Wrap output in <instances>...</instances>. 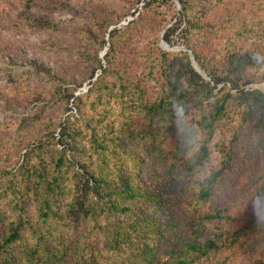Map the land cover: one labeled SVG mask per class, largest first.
Returning a JSON list of instances; mask_svg holds the SVG:
<instances>
[{"label": "rangeland", "instance_id": "374dc122", "mask_svg": "<svg viewBox=\"0 0 264 264\" xmlns=\"http://www.w3.org/2000/svg\"><path fill=\"white\" fill-rule=\"evenodd\" d=\"M148 3H152L150 9L146 8ZM214 4L204 7L202 20L216 24L228 14H234L232 27L201 30L192 38L195 50L221 79L229 74L226 57L229 50L253 58V63L257 60L262 74L264 39L258 35L263 34L264 26L260 24L264 21V0H223L220 6ZM181 14L182 5L179 7L175 0H0V245L9 237L12 224L18 222L21 202V207L26 209L25 217L39 219L40 196L31 192L23 200L14 188L24 182L22 176L31 159L34 158L32 163H40L35 152L37 147L47 144L49 138L58 142L67 119L77 120V125L84 127L93 108L100 109L106 102L108 109L115 113V119H110L116 120L118 125L115 135L126 138L129 148L146 160L148 152L144 146L149 147L151 139H137L134 143L128 138L130 133L139 134L150 125L156 127L157 123L150 124L143 109L142 113L136 105L143 101L140 95L120 88L116 90L119 96L111 99L106 97V90L113 88L114 84L126 85V89L137 85L144 90L145 99L154 102L162 96L165 87L174 88L178 72L188 60L183 57L163 60L162 54L184 52L181 50L184 41L179 33L171 44L164 40L166 31L174 25L180 26L179 32L185 34L186 22ZM245 28L249 30L247 33ZM116 30L120 34L112 43L113 64L108 68L111 74L118 72L124 81L117 82L115 76L109 75L99 85L98 81L107 68L105 56L111 48L110 33ZM187 58L190 60L191 57L188 55ZM92 73L95 77L90 80ZM260 74L255 83L246 88L247 91L264 94ZM230 77H241V74L232 70ZM186 82V78L180 80V91ZM100 86L106 89L99 91ZM214 87L212 84L205 92L188 94L183 102L190 110L186 114L188 120L210 112L216 98L227 88L232 89L224 83L212 90ZM90 90L94 92L89 93ZM134 98L137 103L131 105ZM257 108L254 105L252 113L245 108H231L220 125L210 144L211 153L204 174L224 169L223 178L218 194L206 207H199L200 212L230 206L237 213L242 210L239 207L241 200L249 203L252 198L251 191L264 173V147L258 141L262 129L257 123L260 120ZM242 114H248L245 121ZM179 119L183 121V117ZM174 121L172 128L162 137L167 148H175L184 141L183 134L177 129V113ZM57 148L64 149L61 145ZM44 153V163L51 166L52 152ZM73 157L75 154L70 153L69 158ZM76 157L80 159L81 155ZM117 158V155H110V166ZM93 159L96 160L97 156ZM176 171L178 168L170 166L168 161L156 160L147 162L140 173L149 189L162 190L175 185L171 174ZM180 183H187V177L184 176ZM193 188L191 185L188 189ZM178 190L179 202L165 207L159 215L163 239L155 237V252L161 264L172 263L173 252L180 250L176 244L177 234L185 240L192 235L190 227H185L191 225L195 217L193 195L186 192V188L181 190L179 187ZM61 207L56 204L54 211L61 212ZM237 214L240 217L246 215ZM53 219L52 226L57 227ZM257 220H264V211ZM80 227L75 228L81 231ZM216 228L214 224L209 225L204 230V239L212 236ZM258 231L259 247L245 248L230 260L228 253L218 258L213 256L209 264H264V228ZM96 241L95 248L99 249L103 242L99 238ZM34 243L36 238L30 232H24L23 240L14 247L17 264H22L26 246Z\"/></svg>", "mask_w": 264, "mask_h": 264}, {"label": "trees", "instance_id": "16d2710c", "mask_svg": "<svg viewBox=\"0 0 264 264\" xmlns=\"http://www.w3.org/2000/svg\"><path fill=\"white\" fill-rule=\"evenodd\" d=\"M180 2L181 15L186 22L185 34L183 31L179 32L180 26L174 25L166 31L164 40L171 44L173 37L179 33L186 51L176 55L162 54L163 60L172 57H183L188 60L178 72L174 88L165 87L162 96L154 102L146 100L144 90L137 85L132 89H126V85L121 84L120 87L114 84L113 88L106 90L108 91L106 97L111 99L119 96L120 88L133 95H140L143 101L136 104L134 98L130 104L139 105L141 112L144 111L145 117L150 120V124L157 123L156 127L150 125L146 131L139 134L130 133L128 138L134 143L137 139L144 141L151 139L150 146H144L148 152L146 160L129 148L126 138H122L120 134L115 135L117 122L110 121L112 118L115 119V113L108 109L106 102L102 103L100 109L93 108L92 116L86 118L87 124L84 127L78 126L77 120L67 119L58 142L55 138H49L47 144L37 147L35 152L40 163H32L34 158L31 159L28 169L22 176L24 182L20 183L17 189L14 188V192L20 194L23 200L24 196L30 195L31 192L40 196V217L37 220L25 217L26 209L21 207L23 203L18 205V222L12 224L9 237L0 245V264H17L14 247L18 241L23 240L24 232H30L36 238V243L26 246L22 264H161L155 252L157 249L155 237L163 239L159 215L165 207L179 202L177 200L180 199L179 187L181 190L186 188V192L192 193L195 217L193 223L185 227L192 230L188 240L176 235V244L180 250L173 252V262L167 264H209L213 256L218 258L223 253H228L230 260L245 248L259 247L256 233L264 228V220L257 218L264 211V173L256 181L249 203L239 201L242 210L237 213H245V216L240 217L230 206L204 213L199 211V207H206L219 192L224 169L213 170L209 175L204 173L211 153L210 144L229 109L245 108L248 113H252L253 106L258 107L260 120L257 123L262 129L258 141L264 147V94L246 90L255 83L257 75L261 72V65L257 60L253 63L251 57L229 50L226 55L230 65L229 74L228 77L221 79L215 69L211 68L195 50L192 38L197 37L196 35L204 29L232 27L234 14H228L222 22L212 24L202 20L201 12L205 6L208 7L215 2L214 5L220 6L223 0ZM146 6L150 9L152 3ZM263 22L260 26H264ZM110 27L111 25L107 26V33ZM247 31L249 30L245 28L244 32ZM262 31L263 34L258 36L264 39V28ZM119 34L117 30L110 33L111 48L105 56L107 68L98 81L99 85L109 75L115 76L117 82L124 81L118 72L111 74L108 68L113 64L112 43L118 39ZM230 39L233 40V37ZM190 53L211 79L210 82L195 70L191 58L190 60L187 58ZM232 70L238 71L241 77L231 78ZM94 77L95 73H92L90 80ZM184 78L187 82L180 91L179 83ZM260 82L264 83V72L260 74ZM222 83L230 85L232 89L227 88V91L216 98L210 112L188 120V124H194L199 129L202 140L201 147L194 154L195 159H189L185 155L184 135H182L184 141L175 148L165 147L162 137L172 128L177 113L175 110L179 104L185 101L188 94L205 92L212 84L216 86L212 88L214 90ZM103 89L106 88L99 87V91ZM92 92L94 90H90L89 93ZM101 100L100 98L99 101ZM121 115L125 116V113L121 112ZM242 116L245 121L248 114ZM58 145L64 149L59 150ZM49 151L52 152L51 166L44 163L42 157L46 155L44 152ZM70 153L75 154L73 159L69 158ZM77 155H81V158L77 159ZM110 155L118 156L117 161L111 166L108 162ZM94 156H97L96 160L93 159ZM156 160L168 161L170 166L178 168L177 173L171 174V180L175 185L162 190H151L147 187L140 171L147 162L152 163ZM153 175L155 177V172ZM184 176L187 177V183L182 184L180 182ZM191 185H194V188L189 190ZM56 204H61V212L57 209L54 211ZM52 218L53 221L56 220L57 227L52 226ZM211 224L217 226L216 231L204 239V230ZM77 225L81 226V231L75 228ZM58 232L60 234L56 236ZM98 238L103 244L96 249L95 242H98L96 241Z\"/></svg>", "mask_w": 264, "mask_h": 264}, {"label": "clouds", "instance_id": "9594fccd", "mask_svg": "<svg viewBox=\"0 0 264 264\" xmlns=\"http://www.w3.org/2000/svg\"><path fill=\"white\" fill-rule=\"evenodd\" d=\"M175 111L178 114V132L182 133L185 137V155L189 159H195L194 154L199 150L202 143L199 129L194 124H188L186 114H188L190 110L186 105L183 103L179 104ZM180 117H183V121L179 119Z\"/></svg>", "mask_w": 264, "mask_h": 264}, {"label": "water", "instance_id": "95a60500", "mask_svg": "<svg viewBox=\"0 0 264 264\" xmlns=\"http://www.w3.org/2000/svg\"><path fill=\"white\" fill-rule=\"evenodd\" d=\"M176 3L178 4L179 7H181V2L180 0H175ZM165 43V41H163ZM166 48L169 49V50H172L171 47H168L166 45ZM183 51H186L185 48L181 49ZM190 57H191V60H192V64H193V67L195 68V70L197 72H199L204 78H206L207 80L211 81V79L207 76V74L204 73V71L201 69L200 65L198 64L197 60L195 59L194 55L192 53H190Z\"/></svg>", "mask_w": 264, "mask_h": 264}]
</instances>
